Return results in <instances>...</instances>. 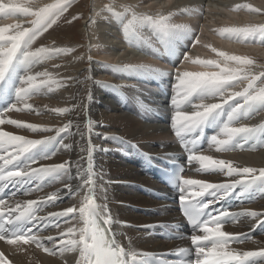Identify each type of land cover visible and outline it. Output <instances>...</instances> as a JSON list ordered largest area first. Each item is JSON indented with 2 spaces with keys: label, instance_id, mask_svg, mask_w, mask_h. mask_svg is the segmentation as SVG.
<instances>
[{
  "label": "bare ground",
  "instance_id": "obj_1",
  "mask_svg": "<svg viewBox=\"0 0 264 264\" xmlns=\"http://www.w3.org/2000/svg\"><path fill=\"white\" fill-rule=\"evenodd\" d=\"M5 1L7 2V0ZM28 1H31L29 6L35 8L34 10L47 4V0ZM117 1L136 4L138 5L137 13L152 16L164 15V10L172 12V9H175L177 6L171 4L172 0H93L91 2V9H96L97 13L93 14L91 12L94 16V23L87 26L90 28L99 26L108 32L104 33L99 29L94 31L97 39L96 42L99 44V47H102V53L96 54L102 59L105 58L103 56H106V58L111 57L110 59L116 60V62L120 55L122 57L123 52L122 50L113 48V44V46H108L105 41L107 37L104 38V35L107 34L110 38H112L111 35H119V38L121 37L120 39H123L124 42L129 43V41L125 38L123 29L109 28L106 18L112 14L107 11H101V9L105 5H109V3L114 7V3ZM236 4L250 5L253 8L260 9L259 12L263 13L250 16L248 10L245 8L234 10L236 6L233 5ZM191 6H194L192 9H196L197 11L186 12V14L172 12L174 16L170 19L171 24L186 25L192 30L188 35L173 37L175 39L174 42L177 44L168 45L164 43L161 36L152 29L147 30L142 28L138 32L146 36V38L151 39V41L153 40V44L155 41L154 46H156V50L159 48L161 52L159 55L156 53L153 56L164 62L166 68L172 69L177 67L183 69V67H188L186 71L192 73L214 71L215 68L204 67L198 63H193L192 60L197 58L202 60H219L223 64L217 52L212 51V49H216L218 52H225L229 55L260 58L258 59L259 67L253 68V71L264 70V49L258 43L238 42L234 39H229L226 34H220V30L225 28L264 24V0H210L207 1L206 5ZM185 15L191 19L189 22H186L185 18L187 17ZM18 18V14L9 16L0 14V27L7 28L10 25L17 24ZM21 26L26 27L25 25ZM28 27H31V25ZM84 33H88L87 27ZM137 38L132 43L134 47L130 46L140 49L138 47L140 41ZM197 38L199 39V43H196ZM257 40H259V37H257ZM53 42L56 41H52L43 47L69 48L67 45L62 44H70L68 42H61L59 44L56 42L54 44ZM89 47L91 46L89 45ZM79 52L82 53L83 50ZM142 52L144 51L141 49L139 54ZM76 53L78 51L73 55L72 51L68 53L72 55L71 60L65 58L66 54H63L34 65L28 72H26L23 63L14 61L4 79L0 81V116L4 119L19 120L24 123L52 129V131L47 132H33L27 128H16L10 124L0 125V128L4 131L22 135L28 139H43L46 136H56L55 129L62 127L69 121L73 122L70 132L61 133L55 140L47 145L37 147L32 153L37 158L41 155H51L50 159L41 160L39 164L33 165V167H38L40 164H60L69 161L72 165L70 177L64 176L51 183H45L41 190L32 191L28 195H25V192L18 188H13V191H16L17 195L15 197L12 196L9 202L14 204L17 200H37L47 197L49 193L56 192L59 189L61 199L53 204L45 205L39 215L46 216L49 212H58L66 207H79L86 189L78 188L79 185L83 184V180L77 175L76 163L79 162L81 173L86 174L89 161L87 159V151H82L81 149H86L90 142L93 145L91 165L96 181V203L107 206L108 213L113 219V223L107 225L108 231L111 236L114 234L117 243L125 248L126 251L131 248L138 252L153 254L156 258H163L168 254L177 253L180 249L188 248L191 245L190 239L180 242H167L162 239V230L172 232L173 227L181 230V220L178 217L175 204L168 201L172 197L157 185L152 175L146 172L147 162L156 166H162L164 162H180L187 167L185 172L187 179L220 183L231 179H239L240 177H226L223 174L198 172L199 163L196 161L189 163L188 157H186L188 151L183 146L184 143L199 136L197 140L198 144L200 138L205 136L207 139L203 145V150L195 154L231 161L238 168L253 167L257 169L264 168V144L257 146L258 141L250 140L245 144L243 149L237 147L229 151H216L215 146L211 145L209 141L211 136L220 133L218 125L221 123V120L219 119H213L211 122L206 123L200 133L194 132L188 134L182 142L181 138L176 135V129L173 128L172 124V117L175 112L172 98L175 95L174 85L176 78L172 79L169 77L167 71L158 72L156 69L151 68L150 65H147L148 67L143 65L157 72L145 69L132 70L133 74L130 78L132 83L129 81L130 84L123 82V79L129 80V78L119 76L120 74L117 73L115 74L117 78L101 81L98 78L103 76L99 75L102 72L95 70L96 68L93 65L89 66L86 56L82 55L83 57L80 56V58L76 59L74 56ZM88 54L90 57L93 53ZM137 54L135 56L134 54L132 55L135 58L133 61L123 66L153 61L150 60L151 56L146 57L147 55L145 54L141 57ZM186 55L191 57L192 60H186ZM52 62H54L53 65H59V67H51ZM229 66L236 67V65L231 63ZM46 70L52 73L57 81L61 82L59 87L53 85L52 91L49 92L45 88L29 98L27 103L32 104L34 109L31 112L3 111L12 105L22 107V104L17 101L16 89L20 87L23 77L17 73L13 74L14 71L35 74L36 72H44ZM69 77L72 79H68ZM148 80L150 84L147 87L131 85L138 83L148 84ZM243 88L237 82L229 91L238 92ZM36 98L40 99V106H36L39 104ZM195 99L193 97L192 103L186 105L183 110L186 112L193 111V104L201 102ZM237 99L240 103H243V100ZM204 102L215 103L218 102V98ZM230 103L235 104V101ZM59 107H66L72 110L63 115H57L51 111V109ZM222 120L227 121L226 114L222 117ZM136 121L142 124L160 125L163 130L161 135L169 136V138H160L159 145L156 147L138 145L136 141L153 140L156 138V135L153 130L144 128ZM89 122L91 123L90 132L88 128ZM262 123H264V110L253 113L249 118H239L231 126H256ZM78 128L79 131L77 130ZM114 128L117 131L112 135ZM149 131H151V134H148ZM81 133H83V137ZM218 138L224 137L218 135ZM64 144L71 145V148L65 149L62 146ZM53 153L54 155H52ZM118 182L121 184L120 187L114 185V183ZM37 183L40 182L33 181L30 185L25 186V188H35ZM66 183H70L73 186L75 195L68 194V190L65 188ZM253 186L243 197L238 195L240 188L237 187L235 194L217 203L233 212L250 210L262 213L258 218L241 217L238 222H229L224 226L223 230L230 233L247 234L248 239L245 242L231 245V247L241 251H258L260 248H264V223L257 225V219L264 221V189L258 185ZM153 194H159L158 196L164 199V201L155 200L152 197ZM59 224V229L49 227L38 234L42 237L48 235L56 236L59 231H65L67 227L83 226L78 214H76L75 218L72 217V214L68 217L59 218ZM253 225H256V227L253 228ZM51 229L52 231H50ZM260 230H263L262 236L257 235ZM34 231L36 230L34 229ZM177 234L182 233L178 232ZM197 234L202 235L203 233L198 232ZM44 243L47 247H52L51 243L47 241H44ZM0 253L7 259L8 264H76V260L79 258L78 250L66 252L63 255L59 252L55 255H50L37 248L35 244H8L3 240H0ZM249 264H264V257L252 258Z\"/></svg>",
  "mask_w": 264,
  "mask_h": 264
},
{
  "label": "snow or ice",
  "instance_id": "obj_2",
  "mask_svg": "<svg viewBox=\"0 0 264 264\" xmlns=\"http://www.w3.org/2000/svg\"><path fill=\"white\" fill-rule=\"evenodd\" d=\"M70 5L71 0H55L53 3L32 10L26 6L4 3L3 0H0V14L4 16L23 14L34 17L29 21L31 27H22L19 23L7 28L0 27V81L4 79L14 61L23 63L26 72H28L36 64L73 51L72 48L54 46L31 49L33 41L51 28L57 18L67 11ZM122 8V11H116L109 4L105 5L101 11L110 12L115 19L123 24V33L130 44L133 43L140 29L144 27H150L162 39L167 38V41L178 35H188L192 31L186 25L171 24L172 13H169L168 16H152L137 13L132 5H123ZM239 8H245L250 12L260 11V9L247 4L238 5L234 10ZM181 11L195 12L197 10L182 9ZM78 18V16L73 17V19ZM220 34H226L229 39L238 42H257V37H259V42L264 43V24L225 28L220 30ZM196 43H199L198 38ZM212 51L217 52L223 64L219 60L199 58L192 60L187 55L185 59L192 60L193 63L204 67L218 69V71L196 73L180 71L176 76L175 95L172 98L175 109L172 124L176 129V135L183 142L188 134L200 133L206 123L213 119H219L221 123L218 125L220 128L218 135H222L224 138L213 135L209 141L211 145L215 146L216 151H229L237 147L243 149L250 140L258 141L257 146L264 144V123L256 126H231L239 118H249L253 113L264 110V70L253 71L256 62L247 56L229 55L225 52H218L216 49H212ZM230 63L236 67H230ZM54 67H59V65H54ZM135 69L157 72L143 65H125L123 68V70ZM239 81H247L246 87L238 92L229 91ZM257 81L261 82V86H257ZM53 85L59 87L61 82L57 81L53 74L47 70L25 75L21 80L20 87L16 89L17 101L22 104V107L12 105L3 111H33V105L27 103V100L45 88L49 92L52 91ZM193 97L201 102L193 104V111H184V107L192 103ZM217 98L218 102L215 103L204 102ZM237 98L243 100V103H240ZM233 101L235 104L230 103ZM71 110L66 107L51 109L57 115H63ZM225 114L227 121L222 120ZM4 124L13 125L16 128H27L33 132L52 131L48 127L14 119H4L0 116V125ZM72 127L73 122L69 121L55 129L56 136H46L43 139H28L0 128V192H4L11 186L28 195L32 191L41 190L45 183H51L64 176L70 177L72 165L69 161L60 164H40L38 167H33L41 160L50 159L51 155H41L37 158L32 153L37 147L47 145L55 140L61 133L70 132ZM88 128L90 132V122ZM77 130L79 131V128ZM81 135L83 137V133ZM198 139L199 136L183 144L189 153V163L193 161L199 163L198 172L240 178L213 183L179 176L180 202L183 215L192 229L190 236L192 248L180 249L178 254L189 258L184 264H249L252 258L264 257V248H260L258 251H241L231 247L234 243L245 242L248 239L247 234L230 233L223 230L224 225L229 222H238L241 217L258 218L262 213L250 210L239 212L228 209L210 210L213 204L235 194L237 187L240 188L238 193L240 197H243L253 185L264 189V168H238L231 161L197 155L195 153L197 152ZM62 146L65 149L71 148V145L68 144ZM81 150L87 151L89 164L85 174L81 173L79 162L76 163L77 175L83 180V184L78 188L86 189L80 206L66 207L58 212H49L45 216L39 215V213L45 205L53 204L61 199L59 189L49 193L47 197L37 200H17L14 204L0 196V240L6 241L8 244H35L37 248L50 255H55L57 252L63 255L66 252L78 250L79 258L76 260V264H159L153 254L138 252L131 248L126 251L117 243L114 234L109 236L108 229L101 228L97 223L98 218H102L105 225H111L113 219L109 215L106 205L96 203V181L91 165L93 145L89 142L86 149L82 148ZM33 181L40 183H37L35 188L26 189L25 186L30 185ZM65 188L69 195L76 194L70 183H66ZM10 195L15 197L17 192L13 191ZM70 214L73 218L78 214L83 226L67 227L65 231H59L56 236L42 237L38 234L49 227L59 229V218L68 217ZM261 223L264 221L257 219V225ZM38 225L39 227H37ZM255 227L256 225H253V228ZM197 230L203 234H197ZM44 241L51 243L52 247H47ZM193 255L194 261L191 259ZM0 264H8L2 253H0Z\"/></svg>",
  "mask_w": 264,
  "mask_h": 264
},
{
  "label": "rangeland",
  "instance_id": "obj_3",
  "mask_svg": "<svg viewBox=\"0 0 264 264\" xmlns=\"http://www.w3.org/2000/svg\"><path fill=\"white\" fill-rule=\"evenodd\" d=\"M48 1L50 3L55 2V0H47V4H50ZM92 1L93 0H79V1L78 0H71V5L69 6L68 10L63 12L57 18L56 23L53 24L51 28H49L47 31L43 32L44 34L42 33L41 35L38 36V38L32 43L31 49L35 50L36 48L43 47L46 44L51 43L52 41H56L57 44H59L61 42H63V43L64 42H68L70 44L65 43V44H62V45H67L69 48L71 47L73 49L72 55L75 54L76 51H78V53H76V55H74L76 57V59L80 58V56L81 57L86 56L87 59H88L87 60L88 61L87 64L89 66L93 65V67L96 68L95 70H98L99 72H102L99 75L100 76L103 75V76L98 78L101 81L102 80H112L114 78H117L116 77L117 75H115L117 73V74H120L119 76H122V77H125V78H129V80L128 79H126V80L123 79V82L124 83L126 82L125 84H128V83L130 84V82L132 83V81H130V78L132 77V74H133L132 70H123V68H124L123 65L128 63V62L133 61L135 58L132 57V55L134 54V56H135L137 53H138L137 55H140L141 57L144 56L145 54L147 55L146 57L151 56L150 60H153V61L148 62V63H143V64L142 63H134L135 65H145L146 67H148L147 65H150L151 68L156 69L158 72H161V71H165L166 72L167 71V75L169 77H171L172 79L176 78V76L178 75V72L186 71V69H188V67L187 68L183 67V69H179L177 67H174L172 69L166 68V66H164L165 65L164 62H161L160 60L157 59V57L153 56L156 53H157V55H159L160 52H161V50L159 48H157V50H156V46H154L155 45V41H154V44H153V40L151 41V39L146 38V36H144L141 33H138V35H137V37H138L137 40L140 41L139 42V46H138L140 49L133 48L134 45H132V44H130L128 42H124L123 39H120L121 37L119 38V35L115 36V35H111L109 33L111 35V37H112V38H110V37H108L107 34H105L104 38L107 37V38H105V41L107 42L108 46H113L114 45L113 48H115L116 50L117 49L118 50H122V52H123L122 57L120 55V57H118V60L116 62V60L110 59L111 57L106 58V56H103V54H102V56L105 57L103 59L100 58V56H97L96 53H102V49H101L102 47H99V44L96 42L97 39H96V34H94V31L99 29V30H101V32H104V33H108V32L105 29H103V28H101L99 26H97V27L93 26L92 28L87 26V25H93V23H94V16L91 14V12L93 14L97 13L96 9H91V6H92L91 2ZM207 1H210V0H172L171 4H175V6L177 5L176 7L174 6L175 9H172V12H180L181 14H186V12H182L181 10L182 9H186V8L192 9L194 6H191V5H206ZM5 2L6 1L4 0V3ZM8 2L9 3H13V4H17V5H20V6L29 7L32 10L35 9V8H32V6H29L31 4L30 3L31 1L27 2V0H7L6 3H8ZM123 5H132V6H134V10L135 11L138 9V5H136V4L124 3V2H121V1H117L116 3H114V8H115L116 11H122L123 10V8H122ZM238 5H241V4H236V5H233V6H238ZM228 6H232V5H228ZM203 10L205 11V9H203ZM76 11L80 15L77 14ZM163 12H165L164 16H168L169 13H172L169 10H164ZM257 13L262 14L263 12H250V11H248V14L250 16L256 15ZM187 15H185V17H187L185 19L187 20L186 22H189L191 19H189V17ZM18 16H19V18L17 20L18 23L21 24V25H25L26 27L30 26L31 24L29 23V21L34 19V17H29L28 18L27 16H24L23 14H18ZM74 16H78L79 18L78 19H73ZM173 16L174 15L172 13L171 17H173ZM129 18H131L130 15H129ZM106 19L108 20V25H109L110 29L111 28L112 29H117V30H122L123 29V24L120 21H118L117 19H115L112 15L108 16ZM263 21H264V19H263ZM86 22H88V23L86 24ZM86 27H87V32L88 33H84ZM143 29L149 30L151 28L150 27H144ZM68 36H70V37H68ZM174 40L175 39L172 38L170 41H167V38H163V42L168 44V45L177 44V43L174 42ZM227 41H230V40H227ZM56 42H53V43L56 44ZM95 43L98 45V47H97V45H93L92 46V44H95ZM248 43H253V42H248ZM255 43H258L259 46L262 47V49H264V43H260L259 40H257V42H255ZM87 44H89L91 47H89V45H87ZM143 44H144V46H143ZM130 45H132L133 47L130 46ZM251 45H254V44H251ZM135 47H137V46H135ZM93 48H94V50H93ZM111 49H112V47H111ZM128 49H129V51H128ZM141 49L145 53L142 52L141 54H139V51H141ZM80 50H83V52L80 53L79 52ZM91 52L93 54L90 55V57H89L88 53L91 54ZM129 53H131V54L133 53V54L132 55L131 54L130 55H126V54H129ZM117 54H119V53H117ZM72 55L66 53L65 58H69L71 60L72 59ZM100 59H101V61H100ZM251 59H253L256 62L255 65L253 66V68L259 67L258 59H260V58L255 57V58H251ZM163 61H164V58H163ZM53 63L54 62H52L51 67L55 68ZM99 68H101V69H99ZM214 71H218V69H215ZM15 73L19 74L22 77H24L25 75H28L26 73H22V72H18V71H14L13 72V74H15ZM111 76H113V77H111ZM146 83H147V81H146ZM149 84H150V81H149L148 84H140V83H138V84H131V85H140V86L147 87ZM238 84H239V86L241 84V86L246 87V81H239ZM257 86H261V82L260 81L259 82L257 81ZM36 99L39 102V104L36 105V106H40V103H41L40 99H38V98H36ZM137 123L139 125L143 126L144 128L153 130L154 134L156 135V138L153 139V140L136 141L138 143V145L142 144V145H145V146H148V147H156V146L159 145L158 143H159V139L160 138H169V136H162L161 135V132L163 130L161 129L160 125H157V124L148 125V124H142V123H139V122H137ZM116 131H117V129L114 128V131L112 132V135L114 133H116ZM148 134H151V131H149ZM114 185L117 186V187L121 186V184L119 182L118 183H114ZM53 228H55V227H53ZM50 231H52V229ZM257 235L258 236H262L263 235V230L258 231Z\"/></svg>",
  "mask_w": 264,
  "mask_h": 264
}]
</instances>
